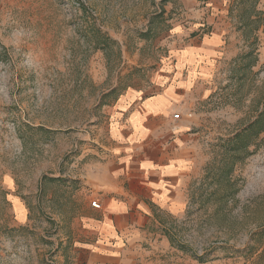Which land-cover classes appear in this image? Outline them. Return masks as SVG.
Listing matches in <instances>:
<instances>
[{
  "label": "rangeland",
  "instance_id": "obj_1",
  "mask_svg": "<svg viewBox=\"0 0 264 264\" xmlns=\"http://www.w3.org/2000/svg\"><path fill=\"white\" fill-rule=\"evenodd\" d=\"M217 23L203 164L185 208L152 218L138 251L144 264H264V130L226 151L264 116V0H0V264L81 263L79 175L116 99L150 93L170 46Z\"/></svg>",
  "mask_w": 264,
  "mask_h": 264
},
{
  "label": "crops",
  "instance_id": "obj_2",
  "mask_svg": "<svg viewBox=\"0 0 264 264\" xmlns=\"http://www.w3.org/2000/svg\"><path fill=\"white\" fill-rule=\"evenodd\" d=\"M216 25L206 39L194 34L185 44L170 46L150 93L116 99L101 154L79 175L85 202L71 228L77 243L91 246L79 254L80 264H144L140 231L154 224L155 216L160 224L159 212L185 208L189 182L204 160L198 105L210 94L221 50L225 26ZM88 198L101 208L90 206Z\"/></svg>",
  "mask_w": 264,
  "mask_h": 264
},
{
  "label": "trees",
  "instance_id": "obj_3",
  "mask_svg": "<svg viewBox=\"0 0 264 264\" xmlns=\"http://www.w3.org/2000/svg\"><path fill=\"white\" fill-rule=\"evenodd\" d=\"M158 15V14H157ZM149 30H147L145 33H148ZM264 116L262 115V118H257L253 122L250 123L249 126L245 127L240 131V133L235 134L232 138L228 139L226 142V151H237L240 148L247 145L248 139H251V137H255L259 131L264 130ZM263 232H260L258 234H262Z\"/></svg>",
  "mask_w": 264,
  "mask_h": 264
},
{
  "label": "built area",
  "instance_id": "obj_4",
  "mask_svg": "<svg viewBox=\"0 0 264 264\" xmlns=\"http://www.w3.org/2000/svg\"><path fill=\"white\" fill-rule=\"evenodd\" d=\"M174 118H178V114H174ZM91 206L96 208V209H100L101 208L100 204L98 202H96V201H92L91 202Z\"/></svg>",
  "mask_w": 264,
  "mask_h": 264
}]
</instances>
